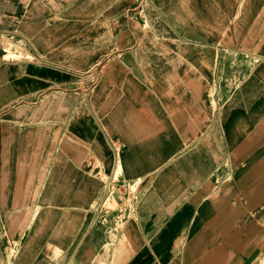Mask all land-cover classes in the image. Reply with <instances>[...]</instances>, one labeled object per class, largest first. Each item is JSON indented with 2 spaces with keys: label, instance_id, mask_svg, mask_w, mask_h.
I'll use <instances>...</instances> for the list:
<instances>
[{
  "label": "crops",
  "instance_id": "obj_1",
  "mask_svg": "<svg viewBox=\"0 0 264 264\" xmlns=\"http://www.w3.org/2000/svg\"><path fill=\"white\" fill-rule=\"evenodd\" d=\"M109 1L0 0L30 55L0 58V264H264V0H161L159 43L63 39Z\"/></svg>",
  "mask_w": 264,
  "mask_h": 264
},
{
  "label": "rangeland",
  "instance_id": "obj_2",
  "mask_svg": "<svg viewBox=\"0 0 264 264\" xmlns=\"http://www.w3.org/2000/svg\"><path fill=\"white\" fill-rule=\"evenodd\" d=\"M159 1L161 0H110L108 4H110L109 6L112 12L111 19L110 17L107 18L103 15V9L98 5L95 9L94 15H88V9L81 8L78 11L77 16L78 24L73 25L74 28L72 31L65 32L63 39L69 40V38L71 39V36H74V39H78V43H159L161 39L169 38V34L167 35L166 32L159 30V27L155 23V14L157 13V6L155 5ZM252 2L255 4V11L257 12L261 1L252 0ZM159 6L164 10L166 9V6L164 5ZM244 6H247V2L245 1L241 4V8L243 9ZM253 20H256V23L258 24L259 21L263 20L262 13L260 15H256ZM238 22L239 26L236 25L235 27H247L252 22V19L249 20L247 17L240 15ZM119 23H123L125 25L122 33H118L116 31V27ZM89 27H95V33L88 30ZM93 34H95V37ZM239 34L242 35L243 33L240 32ZM171 35H173L176 39L180 38L176 33H172ZM229 35L231 37L232 34L230 33ZM22 43L25 42L19 37L12 36L11 34L7 35L6 33H0V47L7 48V50L0 55V58L8 60L9 58H20L23 56L30 57V55L22 49ZM248 66L252 68L254 64L249 62ZM81 68L85 69V73L88 72L89 67L82 66ZM3 89H6V87L4 86ZM131 196L134 198L138 197V195L135 194ZM129 200H132V198H129ZM95 206L97 211L103 212L101 209L104 205ZM105 206L111 208L118 207V205ZM123 206L124 217H122L127 218L131 216L134 205ZM126 207H128V209H126ZM114 228H116L117 232L119 225L117 224Z\"/></svg>",
  "mask_w": 264,
  "mask_h": 264
}]
</instances>
